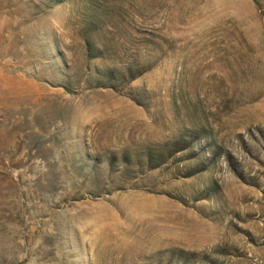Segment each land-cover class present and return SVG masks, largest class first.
<instances>
[{"label": "rangeland", "instance_id": "obj_1", "mask_svg": "<svg viewBox=\"0 0 264 264\" xmlns=\"http://www.w3.org/2000/svg\"><path fill=\"white\" fill-rule=\"evenodd\" d=\"M0 264H264V0H0Z\"/></svg>", "mask_w": 264, "mask_h": 264}]
</instances>
